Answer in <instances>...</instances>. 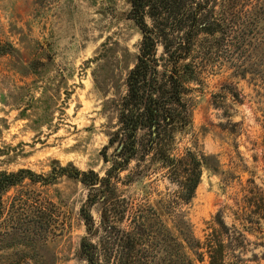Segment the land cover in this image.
Wrapping results in <instances>:
<instances>
[{
	"label": "rangeland",
	"instance_id": "obj_1",
	"mask_svg": "<svg viewBox=\"0 0 264 264\" xmlns=\"http://www.w3.org/2000/svg\"><path fill=\"white\" fill-rule=\"evenodd\" d=\"M129 10L130 0H0V43L11 45L8 53H0V171L30 168L46 175L58 164L71 163L104 175L116 147L109 139L119 127L118 104L141 39ZM161 54L159 46L157 56ZM198 67L197 80L188 84L184 97L190 122L175 132L169 150L174 157L186 149L213 157L215 169L203 170L193 198L179 207L203 243L217 227L218 212L227 225L233 223L232 210L248 180L264 188V101L248 78L231 76L229 61L210 58ZM232 82L242 102L227 95L215 104L212 94ZM146 138L147 131L140 130L139 151L120 172L117 192L135 205L163 202L161 218L170 227L168 202L179 187L146 151ZM106 146L108 162L102 155ZM17 193L55 206V235L46 255L39 247V259L84 264L78 257L86 233L79 208L89 188L66 175L47 185L25 180L3 200L8 203ZM91 213L97 222L99 205ZM247 236L255 243L245 258L264 252L259 245L264 244V229ZM189 255L195 264H206Z\"/></svg>",
	"mask_w": 264,
	"mask_h": 264
},
{
	"label": "trees",
	"instance_id": "obj_2",
	"mask_svg": "<svg viewBox=\"0 0 264 264\" xmlns=\"http://www.w3.org/2000/svg\"><path fill=\"white\" fill-rule=\"evenodd\" d=\"M128 15L141 39L126 77V94L118 104L119 127L109 139V145L116 144L109 167L103 176L71 163L58 164L46 175L30 168L0 171V264H53L47 257L40 260L38 249L43 247L46 255L47 242L55 235L54 204L26 193L14 194L8 203L3 197L25 180L47 185L63 175L89 188L79 208L86 233L78 257L84 264H195L190 253L206 264L264 260V252L243 256L255 243L247 235L264 229V188L248 180L232 210L233 223L227 225L218 212L217 227L202 243L179 207L193 198L203 170L215 169L213 157L191 149L174 157L169 150L175 132L190 122L184 97L188 84L197 80L199 64L207 59L229 61L231 76L248 78L264 101V0H130ZM159 46L162 54L157 56ZM7 47L11 45L0 43V53H8ZM212 95L217 105L222 103L217 97L227 95L242 102L233 82ZM140 130L147 131L146 151L179 187L168 202L170 227L161 218L163 202L135 205L117 192L120 172L139 151ZM107 148L102 151L105 162ZM95 205L97 222L91 213Z\"/></svg>",
	"mask_w": 264,
	"mask_h": 264
}]
</instances>
